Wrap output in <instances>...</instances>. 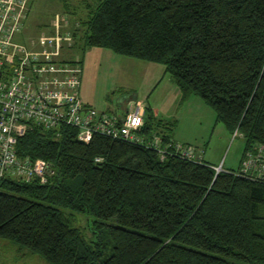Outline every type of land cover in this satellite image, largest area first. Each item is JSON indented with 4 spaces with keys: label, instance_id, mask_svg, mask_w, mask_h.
Masks as SVG:
<instances>
[{
    "label": "trees",
    "instance_id": "16d2710c",
    "mask_svg": "<svg viewBox=\"0 0 264 264\" xmlns=\"http://www.w3.org/2000/svg\"><path fill=\"white\" fill-rule=\"evenodd\" d=\"M86 7L68 29L72 41L161 62L182 99L200 96L244 137L243 154L264 146V0ZM147 110L154 114L146 105L140 132L175 140ZM58 132L32 124L19 136L18 154L45 158L54 173L0 180L1 238L52 264H264V183L236 173L239 166L161 159L152 147L101 134L81 141L65 124Z\"/></svg>",
    "mask_w": 264,
    "mask_h": 264
},
{
    "label": "built area",
    "instance_id": "2783aa9c",
    "mask_svg": "<svg viewBox=\"0 0 264 264\" xmlns=\"http://www.w3.org/2000/svg\"><path fill=\"white\" fill-rule=\"evenodd\" d=\"M31 3L32 0H0V180L12 175L25 180L37 176L46 181L54 173L52 163L45 158L17 152L19 136L32 124L56 135L60 125L72 126L81 141L101 134L141 143L154 148L161 159L172 153L202 159L203 150L192 143L170 140L164 144L155 133L144 136L140 130L146 106L141 99L129 100L121 112L97 111L85 103L79 95L81 64L61 56L65 41L73 39L63 17L56 13L53 32H41L38 40L31 38L26 43L18 38ZM238 133L234 131V135ZM214 167L222 169L220 165ZM236 173L264 183L262 144L246 149Z\"/></svg>",
    "mask_w": 264,
    "mask_h": 264
},
{
    "label": "rangeland",
    "instance_id": "374dc122",
    "mask_svg": "<svg viewBox=\"0 0 264 264\" xmlns=\"http://www.w3.org/2000/svg\"><path fill=\"white\" fill-rule=\"evenodd\" d=\"M93 2L32 0L27 22L18 38L30 43L31 38L38 40L41 32H53L56 13L63 17L66 29L78 27V16L84 15L87 4ZM61 56L67 60H80L79 95L95 110L121 112L129 100L141 99L145 106L152 104L158 108V114L153 115L147 110L153 116L150 118L153 123L159 125H155L158 129L170 130L176 139L198 146L203 150L204 159L216 166H239L244 137L240 133L234 135L224 123L217 121L214 109L200 96L190 94L182 99L173 76L165 71L161 62L118 53L107 47L85 46L78 38L70 43L65 41ZM162 121L166 122V127ZM76 223L86 225L85 218ZM0 264L52 263L28 248L0 237Z\"/></svg>",
    "mask_w": 264,
    "mask_h": 264
},
{
    "label": "crops",
    "instance_id": "0c3cea01",
    "mask_svg": "<svg viewBox=\"0 0 264 264\" xmlns=\"http://www.w3.org/2000/svg\"><path fill=\"white\" fill-rule=\"evenodd\" d=\"M180 96H181V94H180ZM149 106L151 107V109H152V111L154 112V114H158L159 110H158L157 107H155V106L152 105V104H149ZM173 139L178 140V139H176V138L174 137V135H173ZM178 141H181V140H178ZM182 142H187V141H182ZM239 161H240V160H239ZM212 163H213V162H212ZM214 164H215V163H214Z\"/></svg>",
    "mask_w": 264,
    "mask_h": 264
},
{
    "label": "clouds",
    "instance_id": "9594fccd",
    "mask_svg": "<svg viewBox=\"0 0 264 264\" xmlns=\"http://www.w3.org/2000/svg\"><path fill=\"white\" fill-rule=\"evenodd\" d=\"M137 123H139V121H137Z\"/></svg>",
    "mask_w": 264,
    "mask_h": 264
},
{
    "label": "water",
    "instance_id": "95a60500",
    "mask_svg": "<svg viewBox=\"0 0 264 264\" xmlns=\"http://www.w3.org/2000/svg\"><path fill=\"white\" fill-rule=\"evenodd\" d=\"M217 167H219V165Z\"/></svg>",
    "mask_w": 264,
    "mask_h": 264
}]
</instances>
